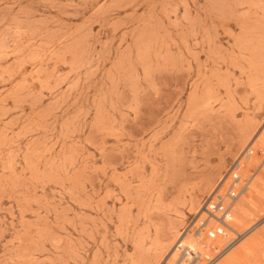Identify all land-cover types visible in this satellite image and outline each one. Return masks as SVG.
Segmentation results:
<instances>
[{"label": "rangeland", "instance_id": "374dc122", "mask_svg": "<svg viewBox=\"0 0 264 264\" xmlns=\"http://www.w3.org/2000/svg\"><path fill=\"white\" fill-rule=\"evenodd\" d=\"M262 143L264 0H0V264H177L248 145L203 255L264 264Z\"/></svg>", "mask_w": 264, "mask_h": 264}, {"label": "built area", "instance_id": "2783aa9c", "mask_svg": "<svg viewBox=\"0 0 264 264\" xmlns=\"http://www.w3.org/2000/svg\"><path fill=\"white\" fill-rule=\"evenodd\" d=\"M253 152L248 145L240 156L232 162L228 172L218 182L214 191L204 200L202 209L198 217L188 227L187 232H192L197 237L205 230L211 219L217 221L220 226L217 231L225 236V230H229L226 218L234 202L247 189L251 178L244 177L241 172L243 160L248 159ZM244 233H236V237L230 239L222 249L211 257L204 258L203 253L194 247H183L180 250L177 264H215L224 252Z\"/></svg>", "mask_w": 264, "mask_h": 264}, {"label": "bare ground", "instance_id": "6f19581e", "mask_svg": "<svg viewBox=\"0 0 264 264\" xmlns=\"http://www.w3.org/2000/svg\"><path fill=\"white\" fill-rule=\"evenodd\" d=\"M263 149H264V143H262L260 146L257 147L258 151H262ZM247 160H248V162H246ZM250 160H252V156L251 155L249 156L248 159L243 160V164H242V168H241L242 172H244V167H246V166L250 167V165H251V161ZM259 187H260V185L256 186V190L259 189ZM252 188H253V186H252ZM246 194L247 195L245 196V199L250 201L251 198L253 197V190L248 189L246 191ZM241 209H242L241 203H237V204H235V206L233 208V211H231V213H229V216H228V218L226 220V223H227V226L230 227L231 229H233V222H236L238 220L236 215H235V212L238 211V210H241ZM212 220H214V219H211L208 222L205 230L201 233L200 237H197V236L193 235L194 236V241H192V239L189 238L190 239V244L188 245L189 247H194L195 248L196 244H197V246L199 247L198 250H200L202 253L203 252H207L208 250L212 249V247H210V245L213 242V239L218 236L216 234L219 233L217 231V229H215L213 224L211 223ZM180 247L181 246H179V248Z\"/></svg>", "mask_w": 264, "mask_h": 264}]
</instances>
